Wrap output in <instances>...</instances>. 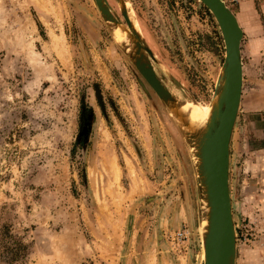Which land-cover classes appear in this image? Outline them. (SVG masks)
<instances>
[{
	"label": "rangeland",
	"instance_id": "374dc122",
	"mask_svg": "<svg viewBox=\"0 0 264 264\" xmlns=\"http://www.w3.org/2000/svg\"><path fill=\"white\" fill-rule=\"evenodd\" d=\"M126 1L159 73L209 103L226 55L209 8ZM225 1L238 17L243 0ZM251 9L264 14V0ZM110 31L94 0H0V264L204 263L189 143ZM240 111L230 160L236 264L251 251L264 264V196L255 194L264 183H253L264 122L249 137Z\"/></svg>",
	"mask_w": 264,
	"mask_h": 264
},
{
	"label": "water",
	"instance_id": "95a60500",
	"mask_svg": "<svg viewBox=\"0 0 264 264\" xmlns=\"http://www.w3.org/2000/svg\"><path fill=\"white\" fill-rule=\"evenodd\" d=\"M94 1L109 30L112 22L116 24L123 22L127 25L132 39L131 48L118 45L128 54L167 110L174 109L179 99L189 98L184 93L183 86L173 76L169 75L167 78L159 73L157 69L159 59L147 44L142 31L133 26L128 10L121 5L123 0H116V2L125 22L115 13L108 0ZM200 1L215 16L225 42V61L213 95L218 98V114L213 116L207 131L201 138L196 139L192 131L188 133L180 131L189 143L194 163L199 193V225L201 201L207 199L210 208L209 231L204 234L200 227L203 264H236L238 244L230 190V160L231 140L244 89L242 57L244 30L237 15L225 0ZM172 89L177 90V93L175 94ZM196 152L201 158V163L195 161Z\"/></svg>",
	"mask_w": 264,
	"mask_h": 264
},
{
	"label": "crops",
	"instance_id": "0c3cea01",
	"mask_svg": "<svg viewBox=\"0 0 264 264\" xmlns=\"http://www.w3.org/2000/svg\"><path fill=\"white\" fill-rule=\"evenodd\" d=\"M241 12L238 19L244 30V38L242 42V57L244 65V81L248 88L243 90L240 112L243 120L246 121V131L252 133L256 127V122H264V93L257 88L258 85L264 84L256 69H264V14H259L256 10L251 9V0H243ZM248 74L247 75V71ZM250 70V71H249ZM238 131L235 130L231 140V158L235 156V150L240 148L238 142ZM261 149L264 146H260ZM259 169L256 171L257 177L253 179V183L260 185L264 183V158L259 159ZM263 166V168H261ZM257 178V179H256ZM258 197L264 196V191L255 193ZM245 264H255L258 258L256 251H251L250 255H246Z\"/></svg>",
	"mask_w": 264,
	"mask_h": 264
},
{
	"label": "bare ground",
	"instance_id": "6f19581e",
	"mask_svg": "<svg viewBox=\"0 0 264 264\" xmlns=\"http://www.w3.org/2000/svg\"><path fill=\"white\" fill-rule=\"evenodd\" d=\"M121 5L124 6L128 10L129 17L133 23V26L137 30H141L140 23L138 22V19L136 18L135 11L131 4L123 0L121 2ZM110 30L112 32V35L116 42L119 44H123L127 48H131L132 45V39L130 37L129 29L127 25L122 23H111ZM142 31V30H141ZM175 94L177 93V90H172ZM218 107V98L214 97L209 103L201 104L196 102L193 99H179L176 103V107L172 110H170L171 117L173 121L177 124V126L180 128V130L188 132H193V135L197 138H201L207 131V128L209 126V123L213 116L217 112ZM196 159L198 163H201V158L198 155V153H195ZM203 206L202 207L205 213V220H203V231L206 234L209 231V212L210 208L207 202V199L203 200ZM203 218V217H202Z\"/></svg>",
	"mask_w": 264,
	"mask_h": 264
},
{
	"label": "built area",
	"instance_id": "2783aa9c",
	"mask_svg": "<svg viewBox=\"0 0 264 264\" xmlns=\"http://www.w3.org/2000/svg\"><path fill=\"white\" fill-rule=\"evenodd\" d=\"M188 233H189V230L188 229H186V228L180 229L177 232V237H179V238L185 237V236L188 235Z\"/></svg>",
	"mask_w": 264,
	"mask_h": 264
},
{
	"label": "flooded vegetation",
	"instance_id": "af4514ba",
	"mask_svg": "<svg viewBox=\"0 0 264 264\" xmlns=\"http://www.w3.org/2000/svg\"><path fill=\"white\" fill-rule=\"evenodd\" d=\"M88 118L90 119L91 116L89 115ZM89 126H90V121H87V123H86V127H87L88 129H89Z\"/></svg>",
	"mask_w": 264,
	"mask_h": 264
}]
</instances>
